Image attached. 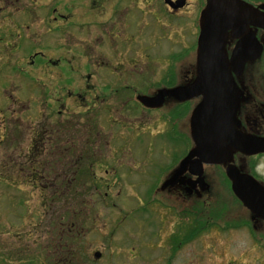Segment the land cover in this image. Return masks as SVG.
I'll return each instance as SVG.
<instances>
[{"label":"rangeland","instance_id":"rangeland-1","mask_svg":"<svg viewBox=\"0 0 264 264\" xmlns=\"http://www.w3.org/2000/svg\"><path fill=\"white\" fill-rule=\"evenodd\" d=\"M54 1L21 0L20 3L0 1V256L3 254L11 258L15 248L29 246L34 250L41 242L42 234L46 236V231L52 229L51 224L56 223L55 217L70 210L86 211L92 208L95 212V225L90 229L92 233L83 235L89 240V256L93 258L94 251L98 250L103 252L105 257L102 260L98 259L96 264H133L132 253L128 249H120L114 243L117 234L110 245L106 237L110 235L117 219L120 218L118 222L120 225L128 223L132 229L138 226L139 240L143 239L141 232L146 224L141 221L143 214L141 204L145 201L144 198L148 199V175L149 173H153L154 176L160 175L161 169L155 167L156 162L165 161V166L171 165L170 160L177 157L179 136L170 131L166 134L161 133L158 122L140 123L142 130L140 132L133 124L134 121H139L137 118L122 115L115 116L119 119L115 124L114 112L105 108L107 103L103 106L97 105L95 114L88 113L75 98L67 96L68 90H80L78 85L82 86L85 83L84 76L88 72L82 66H88L86 62H89L83 55L79 57L77 55L78 60L72 55H66L60 48L58 23L48 22L52 21L54 15L60 14L72 15L78 23H83L84 19L99 22L103 18L105 21L112 8L106 6L100 11L88 7H57L53 4ZM201 1L189 0L193 6L186 11V15H181L187 19L188 24L194 23L193 17ZM151 3L152 0H130L122 13L123 20L127 23L128 43H119V55L121 45H127V59L130 63L137 62L129 65L130 72L140 69L137 82H134L137 85L150 82L149 71L153 67L156 69L160 67V64L170 57L172 45H176L177 34L174 33L172 25L179 21L169 15L165 17L158 9L160 2H153L155 10ZM200 22L202 24V18ZM79 27L76 37L81 40L87 37L85 31L88 28L81 25ZM121 27L119 25L120 29ZM102 30V27L98 28L95 37L104 43ZM177 30L180 31V28ZM187 31L189 28L183 31L187 34L186 37L191 34ZM195 31L196 29L193 32ZM121 40L120 36L118 41ZM98 45H101L100 40ZM110 50L107 46L96 49L94 59H91L92 64H96L95 61H106L104 57L111 53ZM108 60L115 64L112 59ZM71 63L78 65L80 71L71 72ZM60 64L69 72H62ZM137 65H140L139 68ZM103 71L106 72V68ZM116 71L109 72L111 76L99 75L100 79L95 83L104 87L109 82L114 85L129 82L125 71L117 73ZM191 71L192 69L185 70L183 75ZM160 73L162 81L166 72ZM189 77L190 80L194 78L193 83L197 80L195 69ZM65 80H74L75 87H67ZM44 93L49 95L48 100L43 98ZM96 93L104 96L99 88ZM109 96L111 95L107 93V97ZM56 100L58 102L61 100L65 111L70 113L68 119L51 116L53 107L62 110L57 106ZM74 111H83L79 115L78 130L75 129V114H72ZM155 114L157 115H153L152 118H162L167 128L170 117L165 118L163 113ZM87 115L92 116L91 121L85 118ZM59 123L61 124L58 125ZM62 123L68 125L71 131L61 133L60 149H65V152L72 151L73 154L65 156L56 153L54 147L55 154H49V160H55L52 165L50 163L47 166L44 164L48 156L45 151L47 145L44 144L46 139L44 129L46 130V127H51L55 131L58 128L64 129ZM160 123L162 130L164 123L162 121ZM101 129L106 132H102ZM48 133L56 138L55 134L49 131ZM31 138L35 139L34 151L33 145L30 146ZM93 145L97 159H103L102 163L95 167L99 186L95 189L94 181L85 184L84 181L70 183L68 180L78 177V174H74V169L68 166L74 159L76 164L80 162ZM179 148L184 150V145L180 144ZM26 158L31 165L26 162ZM67 158L73 161L67 164L66 161L69 160ZM218 161L225 165L229 158L220 150ZM24 165L33 169L31 176ZM212 169L207 168V171L210 173ZM66 176L68 180L62 184ZM31 177L32 179H27ZM213 177L217 181L218 173L213 174ZM65 192L70 193L76 200L68 202L63 198ZM117 194L119 197L114 199V204L111 205V197ZM210 207L216 211L222 207L225 210V215L220 219L224 223V231H214L209 236L194 240L174 256L172 264H230L229 262L233 260L236 261L235 264H264V226H261L262 223L259 225L262 237L252 232L251 216L246 208L238 203L227 182L221 198L215 199ZM151 222L154 223V212ZM140 224L143 225L142 228ZM172 234L171 231L161 232V238L156 246L162 248L157 249L150 257L146 256V261L166 264L169 256L167 245L170 244ZM121 236L120 234L119 237ZM138 242L133 245L134 248ZM14 259L19 257L15 255Z\"/></svg>","mask_w":264,"mask_h":264},{"label":"flooded vegetation","instance_id":"flooded-vegetation-1","mask_svg":"<svg viewBox=\"0 0 264 264\" xmlns=\"http://www.w3.org/2000/svg\"><path fill=\"white\" fill-rule=\"evenodd\" d=\"M0 1H5L6 3L13 1L17 3L21 2V0ZM170 1L173 5L169 3ZM239 1L245 4L247 8L241 7L238 16L239 21L231 20L230 24L223 29L220 50L224 68L230 77V92L233 94L234 117L236 120L233 124L238 131L246 136L264 139V0ZM54 2L53 4H56L57 7H88L100 11L106 6L112 8V11L107 14L105 21H103V18L99 22L93 19H84L83 23H78V20L74 19L72 15L60 14L58 16L54 15L52 21L48 22L58 23L60 48L66 52V55H72L76 58L77 55L78 57L83 55L89 62H86L88 66H82L88 72L84 76L85 83L82 86L81 84L78 85L80 90H68L66 92L67 96L75 98L88 113L94 112L95 114L97 112V105L103 106L107 103L105 108L108 111L110 110V112H114L113 121L115 124L119 120L115 116L122 115L127 118H137L139 121H134L133 124L137 126L140 132H142L140 123L143 124L145 121L149 123L158 122V129L161 133L166 134L167 131H170L179 136L177 140L178 148L176 149L177 157L170 160L171 165L165 166V161L156 162L155 167L161 169L160 175L154 176L153 173H149L148 175V199L144 198L145 201H142L141 204L143 206L141 221H144L146 224V227L140 224V227H143L141 232L143 239L139 240L138 226L136 229H132L128 223L120 225L118 223L120 218L117 219V223L110 235L106 237L107 243L110 245L112 244L111 240L114 238V235L117 234L114 243L120 249H128L132 253L133 264H154L146 261L145 257H150L157 249L162 248L156 246V243L161 238V232L171 231L173 234L169 240L170 244L167 245L169 247V256L165 263L172 264L174 256H177L184 247L191 244L194 240L209 236L214 231H224V223L220 219L225 215V210L222 207L221 210L216 211L213 207L211 209L210 205L213 204L215 199L221 198L225 190V182H227L228 187L230 186L231 191L233 189V179L227 172L229 166H235L239 174H248L264 188V150L256 153H246L237 150L226 141L210 139L215 151L220 152L221 150L225 153L229 158V162L221 165L216 158L212 161L202 160V172L200 175H197L193 172V163L199 162L198 159L200 157L195 155L189 160L191 155L200 148V144L194 137L192 120L195 111L205 98V91L203 88H198L196 92L186 97H180V94L202 83L203 76L200 71L203 69V63L199 38L201 28L205 22L207 0L200 2V7L193 17L194 23L192 24H188L187 19L181 16L193 6L189 0H185L183 3H178V0H152L151 5L153 9L155 7L153 6V2H160L161 5L158 9L165 14V17L169 15L172 19H177L179 22L172 25L173 31L177 35H175L176 45H172L170 57L160 64V67L158 66L157 69L153 67L148 73L150 82L142 85L134 83L137 82L140 69L130 72L129 65L137 64V62L130 63V60L127 59V45H121V55H119V43H128L127 23L123 20L122 13L130 0H55ZM201 18L203 19L202 24L200 22ZM79 25L88 28L85 31L87 37L81 40L76 37V31L79 32L80 30ZM119 25L122 26L121 29ZM100 27L104 30H102L104 32L102 34V38L105 40L104 43L101 39L95 37ZM178 27L180 31L177 30ZM187 28H189L188 34H191L186 37L187 34L183 31ZM195 29L196 31L193 32ZM120 36L122 40L118 41ZM99 40L101 41V45H98ZM103 46H107L109 50L112 49L110 50L111 53L104 57L106 61H95L96 64H92L93 60L91 59H94L96 49L99 50ZM108 59H112L115 64H111ZM193 61L195 63H191ZM79 65L81 67V60ZM61 66L62 64H60ZM139 66L137 65V68ZM70 67L71 72L80 71L78 65L71 63ZM105 68L107 73L103 71ZM191 69L192 71L195 69L197 75V80L194 83V78L190 80L189 77L192 71L183 75L185 70ZM112 71H116V73L125 71L129 82H124L122 85H114L109 82L104 87H100L95 83V81L100 79L99 75L111 76L109 72L112 73ZM161 71L166 72L163 75L162 81V77L159 75ZM62 72L68 73L69 71L64 70L62 66ZM65 81L68 84L67 87H75L74 80ZM98 88L104 96L99 93L95 94ZM103 89L106 91H103ZM107 93L111 96L107 97ZM161 93L164 96L159 105H148L143 101V99H153ZM43 98L48 100L49 95L44 93ZM107 99L108 101H106ZM56 103L62 110H56L53 107L54 110L51 112V116L68 119L70 113L65 111V106H63L61 100L59 102L56 100ZM82 112L74 111L72 113L75 114L76 130H78L77 127L79 128V115ZM86 112L85 114H87ZM155 113H163L165 118L170 117L167 128H165V121L162 118H152L153 115H157ZM85 118L88 121L92 120V116L87 115ZM160 121L164 123L162 130H160ZM62 125L65 128H58L57 131L51 129V127H46V130L44 129V134L46 133L44 144L47 145L45 151L48 153L44 164H47V166L50 163L52 165L55 160H49V154L54 155L55 152L62 153L65 156L73 154L72 151L65 152V149H60L59 141L62 140L61 133L71 131L65 123H62ZM48 131L55 134L56 138H53ZM101 131H99L100 134ZM34 140V138H31L30 146L33 145ZM106 143H108V139ZM180 144L184 145V150L179 148ZM54 147H56L55 152L53 150ZM28 154L27 151L26 156ZM67 159H69L66 161L67 164L73 161L71 158ZM62 161L65 162V159ZM102 161V158L97 159L93 145L80 162L76 164V160L74 159V162L68 166V168L74 169L73 173L78 174V177L68 180L66 176L62 184L67 182L65 180H68L72 184L79 181H84V184L94 181L96 184L94 188L97 189L99 180L95 176V167L97 164L102 163ZM26 162L31 165L27 158ZM78 164L80 165L78 166ZM76 165L77 167H75ZM24 167L28 169L27 172L31 176V167L26 165ZM207 168L213 169L209 173ZM106 172L109 173V171ZM216 173H218L217 181L213 177V174ZM27 179H32V177ZM106 197H108L107 194ZM118 197L119 194L111 197V205L114 204V199ZM234 197L237 198L235 195ZM63 198H66L68 202L76 200L75 197L70 196V193L66 192ZM237 201L241 203L240 200ZM129 206L130 204L127 205V209ZM244 207L246 208L245 205ZM246 211L251 216L252 224L250 227L252 232L254 234L258 233L262 237L260 227L264 226V218L256 215L249 208H246ZM153 212L154 223L151 222ZM94 218L95 212L92 208H88L86 211L70 210L68 213L58 215L54 218L56 223L51 224L52 229L46 231V236L42 234L43 238L39 239L41 242L36 245L34 250H31L29 246L15 248L11 258L3 254L0 256V264H96L97 260H102L105 255L103 252L95 250L93 258H91L88 254L89 240L83 237L85 233H92L90 229L95 225ZM260 223H262L261 226H259ZM120 234L122 235L121 238L119 237ZM44 238H46L45 241H43ZM220 241L219 239L218 242ZM137 242L138 245L134 248L133 245ZM97 253L100 254L99 258L96 256ZM15 255L19 259H14ZM235 262L233 260L229 263L235 264ZM242 262L244 261L242 260Z\"/></svg>","mask_w":264,"mask_h":264},{"label":"water","instance_id":"water-1","mask_svg":"<svg viewBox=\"0 0 264 264\" xmlns=\"http://www.w3.org/2000/svg\"><path fill=\"white\" fill-rule=\"evenodd\" d=\"M184 1L178 0V3ZM241 7L247 8L239 0H207L205 22L199 38L203 63V69L201 68L202 71H200L203 76L202 83L180 94V97H186L196 92L198 88H203L205 91V98L195 111L192 120L194 137L200 144V148L191 155L189 160L195 155L200 157L199 162L193 163V172L197 175L202 172V160L212 161L216 158L218 161L219 151H215L210 139L226 141L232 147L246 153L264 150V139L246 136L234 127L233 122L236 120L233 94L230 92V77L224 68L220 51L222 31L231 20L239 21ZM163 96L164 94L161 93L153 99H143V101L148 105H159ZM227 172L233 179L232 187L235 194L246 207L264 218V188L248 174H239L235 166H229ZM96 256L99 258L100 254L97 253Z\"/></svg>","mask_w":264,"mask_h":264},{"label":"trees","instance_id":"trees-1","mask_svg":"<svg viewBox=\"0 0 264 264\" xmlns=\"http://www.w3.org/2000/svg\"><path fill=\"white\" fill-rule=\"evenodd\" d=\"M38 135V134H37ZM34 147H35V144L33 145V151H34ZM34 166V165H33ZM32 170V173H33V169H31Z\"/></svg>","mask_w":264,"mask_h":264},{"label":"bare ground","instance_id":"bare-ground-1","mask_svg":"<svg viewBox=\"0 0 264 264\" xmlns=\"http://www.w3.org/2000/svg\"><path fill=\"white\" fill-rule=\"evenodd\" d=\"M201 81H202V80H201ZM198 85H201V84H198ZM198 85H197V86H198Z\"/></svg>","mask_w":264,"mask_h":264}]
</instances>
